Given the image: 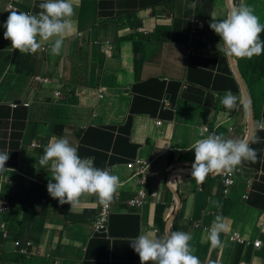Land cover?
<instances>
[{
  "label": "crops",
  "instance_id": "1",
  "mask_svg": "<svg viewBox=\"0 0 264 264\" xmlns=\"http://www.w3.org/2000/svg\"><path fill=\"white\" fill-rule=\"evenodd\" d=\"M42 2L0 0V151L9 152L0 198L12 205L0 218L8 233L7 239L0 234V264H141L130 238L168 229L192 235L201 264H264V132L258 127L264 121V78L243 77L209 26L226 17L229 0H73L75 31L60 54L20 53L4 39L8 7L38 13ZM245 2L264 23V0ZM191 18L206 21L204 29L192 34ZM107 40L115 46L111 58L100 44ZM37 76L50 84L35 82ZM229 90L240 98L234 110L220 102ZM203 125L234 127L233 139L248 141L257 152L255 162H242L229 195L221 174H209L203 184L191 177L192 146ZM54 137L68 138L81 158L92 157L95 167L111 166L119 176L105 233L92 231L99 211L95 195L82 196L72 209L46 195L51 172L39 159ZM138 158L158 169L151 184L159 197L134 209L127 202L135 195L131 164ZM177 171L190 172L177 177ZM217 215L227 218L220 234L224 247L207 239ZM234 232L262 244L230 243ZM16 241H32L43 255L16 254Z\"/></svg>",
  "mask_w": 264,
  "mask_h": 264
},
{
  "label": "clouds",
  "instance_id": "2",
  "mask_svg": "<svg viewBox=\"0 0 264 264\" xmlns=\"http://www.w3.org/2000/svg\"><path fill=\"white\" fill-rule=\"evenodd\" d=\"M226 17L218 22L211 21L210 28L221 38L225 56L236 59H251L264 52V23L254 9L239 0L233 4ZM36 14L11 11L6 22L4 39L10 40L12 48L20 53H35L42 42L51 41L49 47L53 55H59L65 38L75 31L73 0H44ZM39 38V39H38ZM240 98L230 90L226 91L221 104L234 110ZM264 129V121L258 122ZM254 142H260L257 137ZM195 160L191 166V177L203 184L209 174H233L244 161L255 162L257 152L246 140L225 138L223 135L209 134L198 139L192 146ZM9 152L0 151V173L8 171L5 164ZM41 166H49L51 179L47 184L48 194L61 205L78 207L81 197L90 194L97 197L98 203L109 205L121 184L118 175L111 170L94 166V158H81L78 149L66 137H54L45 147L39 159ZM55 181L53 183L52 181ZM216 204L215 201L212 202ZM220 207V205H216ZM0 211H4L0 209ZM226 217L217 215L208 229L207 239L212 247H224L220 234L227 230ZM192 235L179 230L168 229L162 235L154 232L141 233L130 238V246L138 254L141 264H201L190 246Z\"/></svg>",
  "mask_w": 264,
  "mask_h": 264
},
{
  "label": "built area",
  "instance_id": "3",
  "mask_svg": "<svg viewBox=\"0 0 264 264\" xmlns=\"http://www.w3.org/2000/svg\"><path fill=\"white\" fill-rule=\"evenodd\" d=\"M197 0H193V4L196 5ZM9 10L12 11H18L21 12V9L16 5H9ZM26 13L36 14L31 10L26 11ZM189 24L191 25V33L195 34L198 30L204 29L206 26V21L203 20H197L195 18L189 19ZM95 44H99L95 42ZM101 45L105 46L104 53L107 58L113 57L115 46L111 41H104L100 42ZM50 44L41 46L40 52L42 53H49L50 52ZM190 54H194V52L190 51ZM34 54V53H31ZM35 82L40 83L43 86H47L50 84L49 79L42 78L40 76L34 77ZM99 97L102 99L104 98V93L106 92V88L100 89ZM56 97H60V92L55 93ZM12 108L18 107L17 104L13 103ZM25 106H29V104H25ZM157 124H161V122H157ZM264 132V129H262ZM209 134H216V135H223L225 138L233 139L234 135L236 134V129L234 127H229L226 129H223L222 127H219L218 125H203L199 127V139L206 138ZM33 147H40L39 143H34L32 145ZM131 167L133 169V176L136 179V189H135V195L130 198L127 202L128 206L134 209H141L146 204L150 203L152 200L158 199L159 197V191L158 189L151 184V181L155 180L156 177L159 175L158 169L153 166V163L144 159V158H138L134 161V163L131 164ZM109 170H111L113 174V168L111 166L105 167ZM104 168V169H105ZM186 172L190 171H177L175 174L177 177L184 175ZM242 173V167L241 165L238 166L237 171H235L233 174H226L222 173V179L224 182V195H229L231 192V188H233L236 185V179L237 177ZM175 175L173 174L169 180V185H173V179ZM250 181H247V188L250 189ZM46 195L51 197L48 194V191H46ZM243 199H247V194H244L242 196ZM116 202V194L114 196L113 201L107 205L103 206L99 204V211L98 215L96 217V220L94 221L92 225V231L94 234H102L105 233L108 230V225L110 221V217L112 215V208L113 205ZM0 209L4 211H0V218L10 214L12 210V205L10 201L4 200L0 198ZM201 225L197 224L196 227H200ZM0 234H2V237L4 239L8 238V233L4 229H0ZM227 240L230 243L233 244H239V245H252L253 247H260L262 242L260 240H255L254 242L247 241L244 236L240 232H234L227 236ZM15 250L14 252L16 254H19L21 256H40L43 255V252L39 247H36L35 244L32 241H28L24 244H22L20 241H16L14 243Z\"/></svg>",
  "mask_w": 264,
  "mask_h": 264
},
{
  "label": "trees",
  "instance_id": "4",
  "mask_svg": "<svg viewBox=\"0 0 264 264\" xmlns=\"http://www.w3.org/2000/svg\"><path fill=\"white\" fill-rule=\"evenodd\" d=\"M237 2L238 0H234L235 4ZM260 38L264 40V32L260 34ZM236 61L238 62L243 77H249V71L253 70L258 79L264 78V52L259 56H253L251 59H236ZM62 101L65 102V100Z\"/></svg>",
  "mask_w": 264,
  "mask_h": 264
},
{
  "label": "water",
  "instance_id": "5",
  "mask_svg": "<svg viewBox=\"0 0 264 264\" xmlns=\"http://www.w3.org/2000/svg\"><path fill=\"white\" fill-rule=\"evenodd\" d=\"M239 76V75H238ZM240 80L242 81V79L240 78ZM243 89H244V91H245V93H246V99H247V103H248V107H249V110H250V113H251V103H250V97H249V95H248V91H247V89H246V87H245V85H244V83H243ZM253 117H252V115H251V124L253 125Z\"/></svg>",
  "mask_w": 264,
  "mask_h": 264
},
{
  "label": "rangeland",
  "instance_id": "6",
  "mask_svg": "<svg viewBox=\"0 0 264 264\" xmlns=\"http://www.w3.org/2000/svg\"><path fill=\"white\" fill-rule=\"evenodd\" d=\"M51 52V51H50ZM251 81L252 80H257L258 79V77H257V75L254 73V71L253 70H250L249 71V77H248Z\"/></svg>",
  "mask_w": 264,
  "mask_h": 264
}]
</instances>
